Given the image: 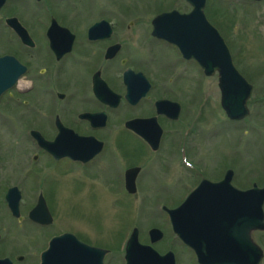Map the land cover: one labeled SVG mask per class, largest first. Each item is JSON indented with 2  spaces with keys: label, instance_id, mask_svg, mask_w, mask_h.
<instances>
[{
  "label": "flooded vegetation",
  "instance_id": "1",
  "mask_svg": "<svg viewBox=\"0 0 264 264\" xmlns=\"http://www.w3.org/2000/svg\"><path fill=\"white\" fill-rule=\"evenodd\" d=\"M140 1L0 0V76L12 77L20 67L23 69L11 88L0 94V140H12L7 151L13 162L5 173L0 143V211L4 206L6 215L17 224L5 235L0 232L1 261L41 264L42 254L52 246L73 251L80 264H127L126 252L131 246V264L145 259L179 264L180 257L186 264H197L193 249L179 236V232L195 228L196 220L199 226L205 225L198 218L197 206L189 203V195L202 187L205 195L197 200L222 201L228 191L221 182L230 169L222 164L214 176L206 175L191 159L187 146L200 133L197 123L209 95L200 90L199 96L205 100L196 99V88L201 86L197 77L205 81L207 76L194 59L183 58L175 45L152 35L153 18L177 9L172 7L146 20V15L159 6L155 0H144L148 3L139 6ZM174 1L184 3L186 8L177 10L181 14L191 10L184 1ZM140 10L142 18L132 19ZM154 49L165 51L168 57L164 59L159 56L162 51ZM153 60H162L161 67L167 69L169 78L163 84L158 75L154 78L148 71ZM217 90L221 107L218 83ZM20 137L29 146L22 153L13 147ZM57 139L63 140L67 152L76 151L73 157L55 154L38 142ZM167 141H171L176 168L182 176L177 178L178 183L166 184L164 179L170 170H165L172 164L163 163L165 177L154 182L155 187L180 185L184 193L178 200L174 195L161 194L143 198L142 202L132 200L139 199L143 172L151 171L157 178L159 170L152 162L164 154ZM21 160L24 162L15 173ZM105 160L111 166H102ZM114 166L117 168L112 176ZM69 171H77V185L85 184L84 177L99 180L101 173L103 177L112 176L108 183L115 182L118 192L104 200L117 215L121 210L132 212L131 225L109 233L103 242L95 241L91 232L83 236L80 226L61 228L59 223L67 208L65 212V203L54 190ZM231 171V183L239 189ZM98 184L103 186L102 182ZM16 192L19 206L15 217L7 205L15 200ZM115 198L120 200L112 201ZM148 203L152 204L151 210L146 207ZM139 209L148 211V218H143ZM32 212L42 222L30 220ZM147 220L156 222L143 228ZM20 224L33 228L35 233L29 234ZM22 240L26 244H21Z\"/></svg>",
  "mask_w": 264,
  "mask_h": 264
},
{
  "label": "rangeland",
  "instance_id": "2",
  "mask_svg": "<svg viewBox=\"0 0 264 264\" xmlns=\"http://www.w3.org/2000/svg\"><path fill=\"white\" fill-rule=\"evenodd\" d=\"M154 2L158 4L159 9L152 11L151 14L149 13L150 15L147 14L146 20L148 16L152 18L156 14L169 10L172 7L178 11H183L186 8L184 7V3L180 1H178L179 5L174 0H155ZM139 3V6H142L148 2L141 0ZM145 6L149 8L148 4ZM205 6L206 17L212 26L221 31L222 37L227 44L226 46L230 51L235 69L253 86V91L248 102L249 116L243 121L231 122L226 118L222 109L219 108L216 77L218 73L215 71L213 74L207 76L205 81H203L202 76L197 77L201 79V86L200 88L198 86L196 88V99L205 100L204 97L199 96L200 90L202 92L206 90L209 95L206 97L207 106L204 108L203 117L197 123V129L200 130V133L190 139L191 141L187 146V150L193 162L199 168H202L204 174L214 176L218 167L224 164L228 169L234 171V183L239 187V190L251 189L253 184L261 188L264 185V1L252 4L240 0H207V5ZM141 12L140 10L136 12L137 14L134 13L132 19H141ZM126 18L131 20V17ZM154 50L162 51L161 49ZM162 53H159V56L166 59L168 57L167 53L165 51H162ZM161 66L162 60H156V62L153 60L151 67H148V71L154 78L155 75H158L159 83L163 84L169 76L167 69H163ZM198 83L196 82V85ZM22 126L20 124V127ZM114 130L110 129V131ZM14 141L13 147H17L16 152L22 153L24 150H28L29 146L25 139L20 137ZM0 143L3 148L1 151V166L6 170V173L10 170L9 163H13L10 161L12 159L10 157L11 152L7 151L11 147L12 140L5 138L0 140ZM110 144L111 149H114L111 139ZM170 146L171 141L165 142V147L163 148L164 154L159 156L158 161L154 160L152 162L154 167H157L159 170L157 178L152 175L151 171H147L146 174L143 172L139 179L137 193L139 199L132 200H140L142 202L143 198H150L151 196L160 194L162 196L174 195V200H178V197L184 193V186L180 185L176 187L174 185L162 186L159 184L158 187H155L154 182L157 180L163 181L167 170L170 171L168 173L169 176L164 179L166 180V184L170 182L174 184L178 183L177 178L182 176L179 171L180 169L176 168V155ZM8 153L9 157L7 159ZM23 162L24 160H21L16 165L15 173L17 166ZM163 163H170L172 167L166 169L162 174V170L164 169L161 165ZM102 166L108 167L111 166V163L105 160ZM116 168L117 166H114L112 176ZM9 174L7 173L5 176ZM102 174L104 173H101L99 180L97 177L86 178L83 176L85 184L78 182L77 185L75 183L76 179H78L77 171H69L67 178L60 181L57 189L54 190L55 196H59L65 203V212L67 208V213L61 219L59 226L61 228L74 226L78 228L80 226L78 229L81 228L80 231H83V236L88 237L87 232H91L93 234L92 238L97 242H103L105 236L109 233L114 234V232H118L121 228H125L127 224L131 225L130 218L133 216L131 215L133 213L128 210H121L118 215L115 214L114 207L109 206L108 202L104 200L108 196H116L118 187L115 185V182L108 183V181L113 180L112 176L103 177ZM9 180H12V178ZM98 182H102L103 186L98 184ZM119 200L115 198L112 201ZM53 206L58 210V205L55 204V201ZM146 207L147 209L149 208L148 210H151L152 204L148 203ZM138 211L143 218H148L145 216V214L149 213L148 211L145 209L142 210L143 213L140 209ZM57 216L60 217L59 214ZM155 222L147 220L146 224L142 227L145 228L147 224ZM16 226V222L6 215L5 208L2 206L0 211V232L5 235L7 231L14 229ZM20 228L27 230L29 234L35 233L33 228L26 225L20 224ZM12 235L13 233L10 235L9 244H12ZM22 237L24 238V236ZM252 238L263 252L260 264H264V231L255 232ZM22 241L21 244H26V241ZM180 259L179 264H186L182 257ZM26 264L32 263L28 262Z\"/></svg>",
  "mask_w": 264,
  "mask_h": 264
},
{
  "label": "water",
  "instance_id": "3",
  "mask_svg": "<svg viewBox=\"0 0 264 264\" xmlns=\"http://www.w3.org/2000/svg\"><path fill=\"white\" fill-rule=\"evenodd\" d=\"M192 7L188 14H180L175 11L165 13L154 18V24L158 31L156 35L164 40L177 45L183 57L193 58L200 65L206 75L215 71L218 73L219 88L221 91V105L230 120H241L248 116L247 100L249 99L252 87L235 69L227 46L217 30L207 21L204 15L206 0H185ZM261 1V0H254ZM23 69L11 77L4 75L7 79L0 82V94L10 88L15 80L21 75ZM2 77V76H0ZM1 80V79H0ZM2 85V86H1ZM44 148H51L55 154H67L71 156L75 150L66 151L62 141L55 140L46 143L39 140ZM232 171L221 183L227 187L226 198L220 202H209L203 209V215L209 218L211 211L209 206H220L219 212L221 221H227L218 232L192 233L194 253L198 264H260L263 258L261 248L252 240L251 234L256 231H264V185L259 188L256 184L248 190H237L231 184ZM132 184V183H131ZM131 187H128L130 190ZM203 190V188L201 187ZM200 188L191 195L194 197L200 193ZM19 194L16 192L15 200L8 203V207L14 216H18ZM31 220L42 222L33 212ZM195 234V235H194ZM193 235L195 242H193ZM182 237V235H181ZM200 237L205 240L199 239ZM213 237V238H211ZM188 242V237H185ZM212 244L214 249H207ZM217 247V249L215 248ZM49 250L42 255V264H79L80 260L73 251L57 250L49 256ZM133 253L132 251L130 254ZM129 250H127V260ZM50 258L52 263L50 262ZM130 261H128V264ZM0 264H11L9 261H0ZM143 264H155L147 259Z\"/></svg>",
  "mask_w": 264,
  "mask_h": 264
}]
</instances>
